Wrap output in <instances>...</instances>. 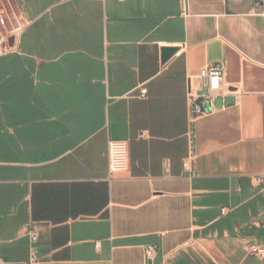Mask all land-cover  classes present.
<instances>
[{
  "label": "crops",
  "instance_id": "obj_1",
  "mask_svg": "<svg viewBox=\"0 0 264 264\" xmlns=\"http://www.w3.org/2000/svg\"><path fill=\"white\" fill-rule=\"evenodd\" d=\"M6 1L0 264L29 261L30 222L38 264H264V5ZM219 62L224 94L193 115Z\"/></svg>",
  "mask_w": 264,
  "mask_h": 264
},
{
  "label": "built area",
  "instance_id": "obj_2",
  "mask_svg": "<svg viewBox=\"0 0 264 264\" xmlns=\"http://www.w3.org/2000/svg\"><path fill=\"white\" fill-rule=\"evenodd\" d=\"M264 5V0H256L255 7L260 8ZM3 10V8H1ZM3 12V11H2ZM1 12V14H2ZM3 21V19L1 18ZM11 35H0V55L9 51L12 46L10 43ZM199 77L206 81L209 93L204 96L202 101H193L192 114L196 116L205 115L210 110L205 106L208 102L212 105L211 100L216 95H223L222 86L225 78V65L221 62L211 66H207L201 69ZM142 93L146 94L147 89H142ZM213 106V105H212ZM109 156V173L110 175L119 174L125 172L129 168V145L124 140H112L109 143L108 148ZM228 207H223L222 212L225 213ZM27 233L30 237V256L29 261L26 264H38L40 260L39 249L37 246L39 235L35 226L30 222L27 225ZM156 252V246L150 244L146 247V254L148 257H152ZM250 253L260 258H264V243L260 245L251 246Z\"/></svg>",
  "mask_w": 264,
  "mask_h": 264
},
{
  "label": "water",
  "instance_id": "obj_3",
  "mask_svg": "<svg viewBox=\"0 0 264 264\" xmlns=\"http://www.w3.org/2000/svg\"><path fill=\"white\" fill-rule=\"evenodd\" d=\"M13 41H14V38L11 37V38H10V43L13 44ZM205 105H206V107H207L209 110H211V107L209 106V103H208V102H206Z\"/></svg>",
  "mask_w": 264,
  "mask_h": 264
},
{
  "label": "rangeland",
  "instance_id": "obj_4",
  "mask_svg": "<svg viewBox=\"0 0 264 264\" xmlns=\"http://www.w3.org/2000/svg\"><path fill=\"white\" fill-rule=\"evenodd\" d=\"M5 2H7L6 0H5ZM1 4V3H0Z\"/></svg>",
  "mask_w": 264,
  "mask_h": 264
}]
</instances>
